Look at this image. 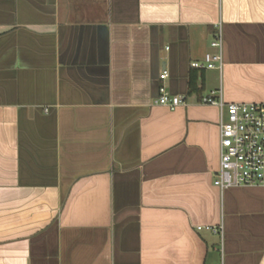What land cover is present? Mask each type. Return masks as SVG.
<instances>
[{
	"label": "crops",
	"instance_id": "crops-1",
	"mask_svg": "<svg viewBox=\"0 0 264 264\" xmlns=\"http://www.w3.org/2000/svg\"><path fill=\"white\" fill-rule=\"evenodd\" d=\"M219 87L264 101V0H0V264H264V185L213 183Z\"/></svg>",
	"mask_w": 264,
	"mask_h": 264
},
{
	"label": "built area",
	"instance_id": "built-area-1",
	"mask_svg": "<svg viewBox=\"0 0 264 264\" xmlns=\"http://www.w3.org/2000/svg\"><path fill=\"white\" fill-rule=\"evenodd\" d=\"M215 27L210 41L214 51L205 52L201 61H192L190 66L221 71V23H216ZM166 76L167 72L162 71L159 78ZM200 101L219 108V157L213 183L221 189L237 185H264V101H225L221 87L210 90ZM154 102L170 109L185 103L183 96L169 93L163 84L159 85Z\"/></svg>",
	"mask_w": 264,
	"mask_h": 264
},
{
	"label": "trees",
	"instance_id": "trees-1",
	"mask_svg": "<svg viewBox=\"0 0 264 264\" xmlns=\"http://www.w3.org/2000/svg\"><path fill=\"white\" fill-rule=\"evenodd\" d=\"M198 76L199 74L197 72V69H191L188 80L189 92H192L197 89Z\"/></svg>",
	"mask_w": 264,
	"mask_h": 264
}]
</instances>
